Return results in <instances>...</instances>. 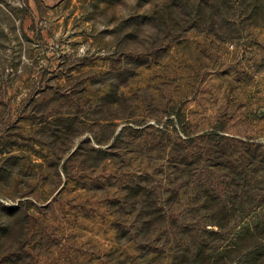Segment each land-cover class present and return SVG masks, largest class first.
<instances>
[{"label": "rangeland", "instance_id": "1", "mask_svg": "<svg viewBox=\"0 0 264 264\" xmlns=\"http://www.w3.org/2000/svg\"><path fill=\"white\" fill-rule=\"evenodd\" d=\"M198 254L264 258V0H0V264Z\"/></svg>", "mask_w": 264, "mask_h": 264}, {"label": "trees", "instance_id": "2", "mask_svg": "<svg viewBox=\"0 0 264 264\" xmlns=\"http://www.w3.org/2000/svg\"><path fill=\"white\" fill-rule=\"evenodd\" d=\"M196 258H197L196 260L200 264H210V263H206L208 260H210L207 257H205L204 260H202L201 259V255L198 254ZM263 260H264V258H262V256H255L252 261L254 262V264H264V261Z\"/></svg>", "mask_w": 264, "mask_h": 264}]
</instances>
